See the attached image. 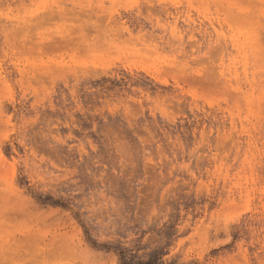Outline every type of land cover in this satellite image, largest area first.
Here are the masks:
<instances>
[{"label":"rangeland","instance_id":"1","mask_svg":"<svg viewBox=\"0 0 264 264\" xmlns=\"http://www.w3.org/2000/svg\"><path fill=\"white\" fill-rule=\"evenodd\" d=\"M0 264H264V0H0Z\"/></svg>","mask_w":264,"mask_h":264}]
</instances>
